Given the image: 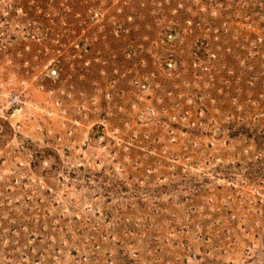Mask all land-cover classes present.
<instances>
[{"label":"rangeland","instance_id":"rangeland-1","mask_svg":"<svg viewBox=\"0 0 264 264\" xmlns=\"http://www.w3.org/2000/svg\"><path fill=\"white\" fill-rule=\"evenodd\" d=\"M0 264H264V0H0Z\"/></svg>","mask_w":264,"mask_h":264}]
</instances>
